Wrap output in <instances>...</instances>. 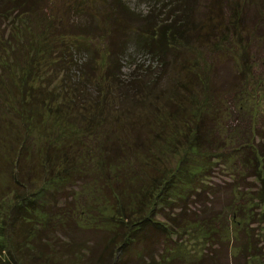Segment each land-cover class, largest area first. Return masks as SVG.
Masks as SVG:
<instances>
[{
  "label": "rangeland",
  "instance_id": "rangeland-1",
  "mask_svg": "<svg viewBox=\"0 0 264 264\" xmlns=\"http://www.w3.org/2000/svg\"><path fill=\"white\" fill-rule=\"evenodd\" d=\"M205 1L207 0H194L196 8L192 11L195 26L200 28L203 26L202 34L204 24H208L204 21L206 11L209 12L208 8H204L201 4ZM262 2L264 3V0ZM40 3L44 8L43 12L59 14L62 19L56 22L58 24L56 28L55 25H51V32L43 40L47 54L54 60L60 53H70L72 58L84 61L85 70L91 69L94 76L102 72L100 65L108 58L103 52L99 33L103 32L109 19L116 23L110 39L117 51L118 43L127 36L122 46L126 55L119 59L120 76L125 82H120L117 86L114 84L113 91L108 94L111 103L104 113V126L108 130H113L110 133L115 136L116 133L126 131L129 126L132 127V124L134 126L140 124V129L146 131L142 139L147 149L125 152L124 157L132 166H126L124 171L116 172V176L113 168L107 171L110 175L109 180L113 178V181L122 184L124 190L129 192L128 196L121 187L120 197H115L112 189L110 187L106 189L99 179L95 184L92 179L86 183L73 177L67 179L60 161L62 156L58 153L61 137L56 135L45 143L40 138H36L40 134L41 124L34 120L30 129L32 131L24 133L22 121L14 112L20 93L17 75L23 73L26 67L25 46L21 44V39L16 33L19 34L22 30L28 35L30 31L24 28V23H21L25 14L20 12L19 15L17 11L12 10L9 16L0 15L1 260L6 261L7 258H11L7 236L4 235L6 228L4 224L8 221L5 212L15 190H26L28 197L36 200L33 191L45 187L48 181L54 180L53 184L40 195L43 197L44 210L41 213L33 212L31 224L40 225L42 228L44 225L46 230L43 232V237L53 245H60L59 252L54 256L60 261L57 264H90L96 254L103 249L105 233L120 227V224L116 225L114 221L120 218L117 214L121 212L132 219L133 216L137 217L140 208L144 209L142 215L158 222L165 221L168 216L174 218L169 224L174 227V232L167 233L164 237L163 249L160 241H154L155 235L147 231L150 225H155L149 219L139 232L140 239L133 240L131 249H127L124 256L128 258L125 264L139 263L142 261L141 257L147 262L152 258L154 263L158 254L165 257L164 261H167V264H180L179 259H182L183 255L197 258L202 252L205 253L207 247H209L208 255L212 260L216 259L215 264H264V220L260 218L254 221L247 218L242 220L241 215L239 216L236 211L235 220L239 222H234L233 226L227 223L218 231L219 242L210 243V240L206 241L204 238V228L193 224V218L197 217L198 204L190 198L175 199L178 193L186 191L195 182V179L191 180L193 176L198 178L200 185H210V189L219 191L229 183H236L239 173L244 174L238 166L231 165V161H236L237 155L236 151L233 152L235 147L233 143L228 146L224 144L223 147L214 148L213 151L205 154H196L188 150L187 137H190L189 129H193L194 125L191 112H204L205 119L220 116L225 130L227 124L230 130V132L224 130L220 136L228 134L243 138L254 132L253 138L258 139L257 134H261L262 129L264 130V38L260 36L263 31L258 32L254 29L256 19L252 17L255 11L249 9L248 14L245 15L240 37L235 35L232 38L228 37L230 40L228 38L219 40L217 47L211 44L213 40L208 41L203 35L197 38L193 36L190 44L183 45L184 47L174 42L172 45L178 47L177 50L170 56L166 55L165 60L161 62L159 58L148 55L135 35L136 25L143 21V16L150 9L152 0H92L93 4L89 0L84 15L72 8L65 10L67 0H41ZM115 6L119 9L111 11ZM16 14L19 17H16ZM33 15L35 18L38 16V20H42L41 17L45 14L36 10L31 17ZM164 16L165 14H161V17ZM11 18L14 21L18 19V23H10ZM49 19L55 23L53 17ZM72 25L78 28H93L92 32L84 35L87 40L84 49L77 50L70 45L75 32V29H72V33L70 31ZM37 33L40 38L45 35L42 31ZM10 35L13 37V40H8L11 46L4 49L2 44ZM75 39L76 37L73 40ZM117 53L120 55V52ZM141 63L142 65L139 66L138 64ZM140 71L142 77L148 78V84L140 85L138 88L130 86L131 74ZM75 72V66L70 65L67 74L74 76L72 74ZM59 75L52 62L50 71L41 82V87L55 86ZM137 81L142 83L141 75ZM29 82L40 84L38 78L32 82L30 76ZM53 90L55 91L54 87ZM9 106L11 109L6 114L5 111ZM178 108L181 109L179 118ZM185 110H187L186 114ZM187 117L189 123H186ZM52 126L53 129L56 128V125ZM111 137L109 136L108 139ZM76 149L75 145H72L69 155L81 157L79 150ZM46 154L50 155L49 161ZM56 155L58 159H55ZM85 169L87 175H93L95 178L99 175L104 176L106 172L105 169L93 167L88 163ZM58 173L62 175L60 181L57 177ZM161 175L166 177L170 175L173 182L161 184ZM67 181L73 183L68 189L65 187ZM247 182L250 185L247 195L252 196L247 202H253L249 208L254 213L260 207L254 193L261 184L251 176L247 178ZM53 186L58 187L59 191H55L52 201L47 194L52 193ZM142 193L145 194L143 200L142 198L138 200ZM70 194L73 196L71 201L75 202L73 209H71V201L65 198V195ZM209 195V193H201L202 198ZM223 196L222 191L216 193L217 199L212 207L213 211L221 210L220 217L230 215V210L224 206L226 201ZM240 201L238 200V204L241 203ZM38 202L39 199L35 203ZM233 202L235 203V200ZM45 203H48V206ZM80 208L83 210L82 213H79ZM66 221L73 223L71 224L73 229L71 228L68 233L63 228ZM121 221H124L122 217ZM60 224L62 226H57ZM145 232L148 235L146 238ZM69 240L74 241V244L71 246L69 244L67 248L66 243ZM144 241H149L145 252L142 250ZM205 241L210 246H206ZM244 242L246 247L241 248L240 245ZM171 248L173 250H170ZM199 262L210 264L208 256H203ZM49 264L53 263L49 262Z\"/></svg>",
  "mask_w": 264,
  "mask_h": 264
},
{
  "label": "trees",
  "instance_id": "trees-1",
  "mask_svg": "<svg viewBox=\"0 0 264 264\" xmlns=\"http://www.w3.org/2000/svg\"><path fill=\"white\" fill-rule=\"evenodd\" d=\"M67 1L68 5H65V10L67 8H72L83 15L86 12L85 6L89 5V0ZM262 1L263 0H207L201 3L204 8H208L209 11H206V20L204 21H207L208 24H204V33L202 34L201 29L203 26H201V28L200 26H195L196 22L192 18V11L196 8L194 0H152L150 9L143 16V21L141 24L138 23L136 25L135 35L136 38H139V44H142V48L146 49L148 55L157 57V59L159 58V60L163 62L166 55L170 56L177 50L178 47L172 45L174 42L176 45L181 44V47H184L183 45L190 44V40L193 36L197 38L203 35L206 40H213L211 44L217 47L219 40H226L228 37H235V35L240 37V31L242 26H244L243 22L245 15L248 14L249 9H252L255 13L253 17H251L252 19H256L254 29L258 32L260 30L263 31L260 36L264 38V3ZM40 2L41 0H0V15L9 16L12 10L17 11L18 14L20 12L25 14V18L21 23H24V28L30 31L29 33L26 31L28 35L23 33L22 30L19 34L16 33L17 37L21 39V44L25 46L26 67L23 73L17 75L20 82V93L17 107H14V112L22 121L21 124L23 125L24 133L27 134L32 131H30V129L33 127L34 120L41 124L40 134L38 137L35 136L36 138H40V140H43L45 143L53 139L56 135L61 137L58 153L62 156L60 161L62 162L67 179L70 177L77 178L78 180L81 179L82 183H86L92 179L94 184L95 181L99 179L106 189L108 187L112 189L115 197H120L119 193L121 194V187H123V185L115 180L113 181V178L109 180L110 178L108 176L110 175L107 174V171L113 168L114 176H116V172L124 171L126 166H132L125 159V152L147 149L142 139L146 131L140 129V124H138V126L132 124V127L129 126L126 131L116 133L115 136L110 133L113 130H108L104 126V113L111 103L108 94L113 91L112 86H114V84L117 86L120 82H125L120 76L119 59L126 55L122 46H124L127 36H124L122 42L118 43L119 46L117 47L119 50L117 51L114 43L110 39L111 32L115 31L116 23L109 19L103 32L99 33V38L103 43V52L108 58L106 62L100 65L102 72L97 76H94L95 74L91 72V69L85 70L84 61L72 58L69 55L70 53H60L57 55L56 59L52 60V57L46 52V45L43 43V40H45L47 34L51 32V25H55L56 28L58 25L56 22L62 19L59 17V14H53L49 11L43 12L44 8L41 6ZM90 2L92 3V0H90ZM118 9L119 7L115 6L111 8V11H117ZM36 10L41 14H45L41 17L42 20H38V16L35 18V15L31 17V14L36 13ZM162 11L164 13H161ZM18 14H16V17H19ZM161 14H165V16L161 17ZM52 17L55 23L50 21L49 18ZM9 22L18 23V19L14 21L13 18H11ZM15 25L17 27V24ZM70 28L71 33L72 29H75L74 36L72 37L73 39L76 37L75 40L72 39L70 45L74 46L77 50L81 48L84 49L87 43L84 35L86 36L87 32H92L93 28H78L73 27V25ZM199 28L200 31L198 32ZM39 31L45 33L41 38L37 33ZM6 39L5 43L2 44L4 49L11 46L9 41L13 40V37L10 35ZM80 43H82V45H80ZM117 52H120V55ZM52 62L56 70L60 73L57 83L50 88L41 87V82L50 71V64ZM9 64L11 66V63ZM72 64L75 66L76 72L72 74L74 76H69L67 71ZM138 65L141 66L142 63ZM143 70H145V68H143ZM140 75L142 83L137 81ZM29 76L32 77V82L38 78L40 84H31L29 82ZM130 78L132 79L129 80L130 84L128 83L130 86L138 88L140 85L148 84V78L146 76L142 77V71L134 72L131 74ZM7 108L8 109L5 111L6 114L10 111L11 106ZM180 110V108L177 110L178 118ZM186 113L187 110H185V114ZM203 114L204 112L201 111L200 113L193 111L190 114L191 117H193L192 121L194 125L193 129H189L191 133L190 137H187L188 150L190 152H196V154H205L207 152L210 153L214 148L223 147L224 144L228 146V144L233 143L235 147H230L234 148L233 152L236 151L237 155L235 156L236 161H231V165L233 167L238 166L242 172L244 171V174L239 173L237 175L238 181L236 183H229L224 186L222 190H219L224 193L223 199L226 201L224 206L230 210V215H223L220 217L221 210H212L217 199L216 193L219 191L210 189V185H200L196 176H193L191 180L195 179V182L191 184V186L189 185L190 187L186 189V191L176 195L175 199L177 200H186L190 198L191 201L198 204L199 209L196 213L197 217L193 218V224L204 228V238L206 241L210 240L211 243L213 241L219 242L218 231L224 228L227 223L233 226V224H235L234 222H239L235 220L237 218L235 214L236 211L239 216L241 215L242 220L245 218L250 220L253 219V221L257 220V218L264 220V130L262 129L261 134H257L259 136L258 139L253 138L254 132H252L251 135H245L243 138L228 134L220 136V133L225 130V127L220 121V116L205 119ZM189 122L190 120L187 117L186 123ZM52 125H56V128L53 129ZM144 125H146V123ZM226 127L227 129L225 132H230L228 124ZM109 136L112 137L108 139ZM250 137L252 138L251 140ZM72 145H75L79 150L81 157L77 155L73 156V154L71 156L69 155ZM148 149L150 150L149 147ZM49 154H46L48 158L47 161L50 160ZM212 157L215 158L217 156ZM55 159H58V155L55 156ZM87 163L91 164L93 167L98 166L101 169H105L106 172L103 174L104 176L100 177L99 175L95 178L93 175H87L85 169ZM129 169L131 171V167H129ZM191 173L194 174L195 171H191ZM112 175L113 174H111V176ZM250 176L261 184L254 193L257 198V203L260 206L258 211L254 213L249 208L253 202H247L252 199L251 194L250 196L247 195L250 189L247 178ZM57 177L60 181L62 177L61 173H58ZM53 181L54 180L48 181L45 187L43 186L33 191L34 197L37 198L36 200L29 198L26 190H15L11 198V203L5 212V216L8 220L6 221L7 224L3 223L4 227L6 226L4 235L7 236L11 258H7L6 261L0 258V264L60 263V261H57L54 257L55 253L59 252L60 245H53L48 242L47 238L43 237V232L46 230L44 225L42 228L40 225L31 224V215L33 212L41 213L44 210L43 197L40 195L43 194V191L48 186L53 184ZM68 181L65 185L66 189L70 188L73 184ZM165 182H168V184L173 182L170 175L167 177L164 175L160 176V183L163 184ZM111 184L112 186H110ZM55 191H59V189L53 186L52 193H50V195L47 194L52 201ZM123 192L126 196L129 195V192L124 190V187ZM202 192H205V194L209 193L210 195L202 198ZM144 196L145 194L142 193V195L138 197V200H141ZM65 198L71 201L73 196L72 194L69 196L65 195ZM38 199L39 202L35 203ZM233 200H235V203ZM238 200H241L240 204H238ZM45 204L48 206V203ZM71 204V209H73L75 202L71 201ZM205 206H207V210H205ZM81 209L82 208L78 209L79 213L83 212ZM146 209L145 207V211ZM140 210V212L138 211L137 217L133 216L132 219L127 215H123L121 212L117 214V216L120 215V218L118 217L114 221L116 225L120 224V227H115L113 230L105 233L103 249L96 254L90 264H125L126 258H128L125 257L127 249H131L133 240L138 241L140 239L139 232L148 223L149 219V221L155 225H150L147 231L155 235L156 238L154 241H160L161 246H164V237H166L167 233L174 232V227L169 225L171 221H174V218L165 215L168 216L166 220L158 222L152 220L150 217L142 215L144 212L143 208H140ZM152 214L154 215V213ZM34 215L36 214L34 213ZM121 217L124 221H121ZM71 224L73 225V223H68L66 221L65 227H63L66 233L73 227H71ZM174 225L176 226V224ZM57 226L62 225L60 224ZM240 231H242V228H240ZM144 237H148L146 232ZM148 243L149 241H144L142 243L143 252L147 250ZM66 244H68V246L65 245L68 248L69 244L70 246L74 244V241L69 240ZM208 244H206V246H210ZM240 247L245 248L246 243L244 242ZM164 248L165 247H163V249ZM207 249H209V247L205 249V253L202 252L197 258H188L183 255V258L179 259V262H181L180 264H201L199 260L202 259L203 256H208L210 264H215L216 259L212 260L211 256L208 255ZM170 250H173V248ZM142 258L144 257L140 258L142 260L141 262H136L134 264H167V261H164L165 257L162 255L159 256V254L154 263H152V258H150L148 262L143 261Z\"/></svg>",
  "mask_w": 264,
  "mask_h": 264
}]
</instances>
